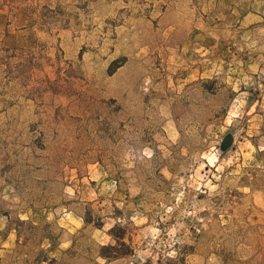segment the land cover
I'll list each match as a JSON object with an SVG mask.
<instances>
[{
  "label": "rangeland",
  "instance_id": "obj_1",
  "mask_svg": "<svg viewBox=\"0 0 264 264\" xmlns=\"http://www.w3.org/2000/svg\"><path fill=\"white\" fill-rule=\"evenodd\" d=\"M153 2L0 0V264H264V151L152 49Z\"/></svg>",
  "mask_w": 264,
  "mask_h": 264
},
{
  "label": "crops",
  "instance_id": "obj_2",
  "mask_svg": "<svg viewBox=\"0 0 264 264\" xmlns=\"http://www.w3.org/2000/svg\"><path fill=\"white\" fill-rule=\"evenodd\" d=\"M157 38L151 46L163 56L180 57L189 80L218 78L226 90L224 118L241 123L233 134L236 150L264 151V0H154ZM150 46V45H147ZM146 49V48H144ZM148 49V47H147ZM240 105L236 113L232 107ZM234 110V109H233ZM0 210V261L15 254L20 239ZM59 246V245H58ZM40 248L55 250L47 236ZM48 264V260L39 262Z\"/></svg>",
  "mask_w": 264,
  "mask_h": 264
},
{
  "label": "water",
  "instance_id": "obj_3",
  "mask_svg": "<svg viewBox=\"0 0 264 264\" xmlns=\"http://www.w3.org/2000/svg\"><path fill=\"white\" fill-rule=\"evenodd\" d=\"M231 143H232V135L227 134L226 136L223 137L221 141V148L226 149L227 147L231 145Z\"/></svg>",
  "mask_w": 264,
  "mask_h": 264
},
{
  "label": "trees",
  "instance_id": "obj_4",
  "mask_svg": "<svg viewBox=\"0 0 264 264\" xmlns=\"http://www.w3.org/2000/svg\"><path fill=\"white\" fill-rule=\"evenodd\" d=\"M110 231H111V230H110ZM111 247H112V245L108 244V245L103 246L102 249H107V248H111ZM102 255L105 256V257H107V258L114 257V256H112V255H107V254H105V253H102ZM115 256H116V255H115Z\"/></svg>",
  "mask_w": 264,
  "mask_h": 264
}]
</instances>
